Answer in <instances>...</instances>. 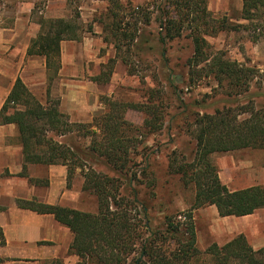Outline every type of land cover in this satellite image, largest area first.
Masks as SVG:
<instances>
[{"label": "trees", "instance_id": "trees-1", "mask_svg": "<svg viewBox=\"0 0 264 264\" xmlns=\"http://www.w3.org/2000/svg\"><path fill=\"white\" fill-rule=\"evenodd\" d=\"M168 2L174 6L177 17L168 14L165 21L160 19V27L166 30L170 39L190 29L194 54L189 65L193 72L213 76L221 87L225 85L229 96L247 98L245 96H248L259 70L227 58L223 51H207L210 44L205 35L226 30V20L217 23L212 18L208 0ZM261 8H264V0H243V17L250 19ZM130 15L133 17L134 14ZM136 19L128 22L127 29H122V21L119 23L118 31H123L116 34L119 39L115 43L116 48L125 38L126 43L133 45L140 40L141 28L137 25L141 20ZM150 21L151 17L145 15L144 22L149 24ZM74 32V24L70 21L45 19L28 52L45 55L47 66L58 70L61 42L77 39ZM115 60L110 58L106 68L93 80L108 82ZM123 62L128 63L126 59ZM162 94L159 89H151L147 102L139 104L107 99L106 112L95 117L94 123H73L59 109L57 99L48 98L47 104H43L23 80L17 78L0 110V124L17 125L25 160L21 175H27L29 163L63 164L68 167L67 183L71 187L76 168L87 167L89 160L105 164L113 172V175L99 172L93 166L87 171L83 169L85 179L82 189L97 197V212L49 204L36 198H19L18 205L38 213H51L70 228L73 233L70 253L78 256L75 264H202L205 255L211 256L210 264H264V246L255 249L243 234L224 245L214 242L206 251H201L197 245L193 213L199 207L215 205L220 216L240 217L264 208V185L230 189L220 179L217 166L211 159L215 152L247 147L264 149V104L259 106L249 99L237 107L196 114L192 124L195 129L190 131L196 141L193 160L189 162L184 158L178 163L174 154L169 164L171 170L181 175L185 184L195 186L194 203L187 210L167 215L164 226L155 227L148 207L139 199V189L136 188V185L153 187L155 181L145 166L141 169L137 167L140 163L135 161L133 153L139 143L135 133L137 128L125 118L124 113L128 108L145 112L144 128L148 133L158 132L164 126ZM243 114L247 116L240 118ZM75 127L81 135L92 138L91 144L84 149L68 146L52 135H66L75 131ZM93 127H97L100 133L93 131ZM3 242L4 233L0 226V244ZM49 264L65 263L62 259H55Z\"/></svg>", "mask_w": 264, "mask_h": 264}, {"label": "rangeland", "instance_id": "rangeland-1", "mask_svg": "<svg viewBox=\"0 0 264 264\" xmlns=\"http://www.w3.org/2000/svg\"><path fill=\"white\" fill-rule=\"evenodd\" d=\"M7 1L0 0V5L7 4ZM168 1L31 0L33 19L36 22L63 18L74 24L76 40L90 36L93 38L92 45H98L97 39H100L103 47L99 54L105 57V62L100 65V73L106 68L110 58L116 59L108 82H99L102 92L98 106L101 109L97 106L96 115L85 122L73 120L69 115L71 122L94 123L95 117L106 112L107 99L139 104L147 102L151 89L162 91L161 102L165 115L162 130L148 133L144 128L146 114L143 111L128 108L124 113L125 118L137 128L135 133L139 143L133 149L135 161L140 163L137 167L141 169L145 166L155 181L154 186L150 188L146 185H136L139 189V199L148 207L149 217L155 227L164 226L167 215L187 210L194 203L195 186L192 183L185 184L181 175L175 173L174 169L171 170L169 164L171 155L174 157V154L178 163L184 158L189 162L193 160L196 141L190 131L195 129L192 124L196 114L214 113L224 107H237L249 99L256 105L264 104V67L258 66V62L264 61V8L259 9L250 19H245L243 6L240 8L241 0H212L213 7L220 6V12L209 8L208 0L212 18L216 19L217 23L225 19L227 29L214 35H205L210 44L207 51H223L227 58L259 70L252 81L248 96H245L247 98H239L227 95L225 85L224 88L221 87L213 76L195 70L193 72V68H190L189 60L194 54V43L189 36L190 29L175 39L166 36V30L160 27V19L165 21L168 14L177 17L174 6ZM48 10L51 15L47 16L45 13ZM130 13H133L135 18ZM143 15L151 17L149 24L144 22ZM136 18L141 20L137 25L141 28L140 40L133 45L126 43L125 38L116 48L115 43L119 40L116 34L122 32V29H127L128 22ZM120 22L122 29L118 31ZM123 59L128 63L123 62ZM200 67L201 65L197 69ZM57 100L60 106L61 100ZM246 116L247 114H243L240 118ZM75 129L63 136L54 133L52 135L68 146L84 149L91 144L92 138L81 135L77 127ZM93 131L100 133L97 127H93ZM211 159L217 166L220 179L230 189L264 185V149L247 147L215 152ZM87 165L83 168L84 171L93 166L99 172L113 175L105 164L89 160ZM83 169L76 168L72 184L79 171L83 175ZM73 190V203L80 210L97 212L98 202L94 194L83 189L80 191L78 186ZM193 213L197 245L201 251H206L214 242L224 245L240 234L245 235L255 249L262 247L260 244L264 242V209L259 210L253 218L220 216L215 205L199 207ZM210 263L211 256H203L202 264Z\"/></svg>", "mask_w": 264, "mask_h": 264}, {"label": "crops", "instance_id": "crops-1", "mask_svg": "<svg viewBox=\"0 0 264 264\" xmlns=\"http://www.w3.org/2000/svg\"><path fill=\"white\" fill-rule=\"evenodd\" d=\"M241 3L242 9L243 0ZM209 8L222 11L219 5L213 7L212 0ZM41 29L42 20L33 19L31 0H8L0 5V110L17 78H21L43 104H47L48 98L59 99V109L73 120H90L96 115L102 92L93 77L101 74L100 65L105 62V57L99 54L103 43L97 39L98 45H92L90 36L83 40H62L60 67L56 70L47 66L45 55L28 52ZM258 66L264 67V61L258 62ZM24 164L17 125L0 124V226L4 233L0 264H49L55 259L75 264L78 256L70 253L73 241L70 228L51 213L21 208L17 199L36 198L79 209L73 203V189L78 186L81 191L83 175L79 171L73 186L68 187L66 165L29 163L27 175H21ZM261 209L264 208L240 217L253 218ZM260 245L264 246V242Z\"/></svg>", "mask_w": 264, "mask_h": 264}]
</instances>
